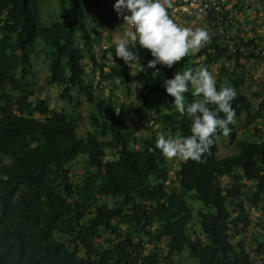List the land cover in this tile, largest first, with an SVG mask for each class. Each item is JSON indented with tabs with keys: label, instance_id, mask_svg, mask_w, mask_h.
Returning <instances> with one entry per match:
<instances>
[{
	"label": "trees",
	"instance_id": "16d2710c",
	"mask_svg": "<svg viewBox=\"0 0 264 264\" xmlns=\"http://www.w3.org/2000/svg\"><path fill=\"white\" fill-rule=\"evenodd\" d=\"M51 1L59 17L46 22L42 6ZM90 4L0 0V264H185L175 259L183 253L195 264H264V231L253 235V248L235 240L251 226V209L261 213L264 230V140L239 138L232 122L230 134L218 131L199 160L181 158L172 182L168 158L149 151L160 133L137 137L126 121L154 113L165 136L191 135V121L174 109L165 80L202 66L211 72L220 62L264 61L258 42L264 39L220 35L172 68L155 69L148 68L149 50L135 49L133 67L112 45L102 57L112 53L113 62L104 64L97 32L88 25ZM206 20L211 25V17ZM230 27L221 23L224 33ZM39 53L49 60L46 86L60 90L67 108L36 97L32 56ZM88 66L100 72L97 85ZM220 72L217 89L236 90L235 117L252 119L243 77L226 67ZM136 81L135 101L98 94L103 82H119L130 94ZM185 98L198 97L189 91ZM82 99L90 128L79 136ZM219 139L235 153L220 157ZM79 160L84 170L73 179L70 168ZM225 177L227 188L220 183ZM193 224L199 234H190Z\"/></svg>",
	"mask_w": 264,
	"mask_h": 264
},
{
	"label": "clouds",
	"instance_id": "9594fccd",
	"mask_svg": "<svg viewBox=\"0 0 264 264\" xmlns=\"http://www.w3.org/2000/svg\"><path fill=\"white\" fill-rule=\"evenodd\" d=\"M113 7L124 20V30L115 41V56L125 64L136 60L135 49L139 46L149 50L153 57L148 68L155 69L157 65L172 68L186 56L198 52L211 39L202 27L179 26L169 17L162 0H117ZM164 87L174 98L172 105L176 112L191 121V135L172 137L160 133L155 147L149 151L159 150L168 159L199 160L218 131L224 136L230 134L236 90L231 86H222L218 90L207 67L177 72L172 79L165 80ZM189 91L198 98L186 103L185 93Z\"/></svg>",
	"mask_w": 264,
	"mask_h": 264
},
{
	"label": "rangeland",
	"instance_id": "374dc122",
	"mask_svg": "<svg viewBox=\"0 0 264 264\" xmlns=\"http://www.w3.org/2000/svg\"><path fill=\"white\" fill-rule=\"evenodd\" d=\"M92 4L87 5V14H88V25L96 30V37L99 39V42L96 46V51L98 53V59L101 63L108 64L113 62V54L109 53L107 55L108 60L102 57V50L108 48L109 46L115 45V41L119 39L121 33L123 32L124 20L122 16L114 11V4L117 0H91ZM263 1V0H262ZM244 3H250L248 7L251 14L262 13L264 14V9H261L262 3L259 0H245ZM260 4V5H259ZM258 9V10H257ZM247 14L248 11H245ZM258 15V14H257ZM42 16L46 22L51 20H57L59 17L58 6L54 1L45 2L42 6ZM256 17V16H255ZM181 27H191L195 28H204L208 31L211 39L217 36L222 35L216 28H213L206 21L204 16H189V17H177L174 19ZM237 24V23H236ZM236 24L234 26H236ZM263 24V23H262ZM233 25V21L231 23ZM239 25H242L240 23ZM245 27V25L243 26ZM230 29V28H229ZM228 34V31H227ZM224 34V37L230 38L229 34ZM238 34H235L237 36ZM210 39V40H211ZM247 39V38H246ZM258 39V38H257ZM264 39V35L262 38ZM261 48L264 49V40L258 41ZM263 42V43H261ZM139 47V46H137ZM48 62L49 60L42 53L32 56V72L35 74L37 81L36 87V97L41 99H47L49 101L50 107L54 108H67L66 103L60 99V90L55 87H48L45 84V79L48 76ZM129 65L134 67V63H129ZM226 67L228 72H235L238 76L243 77L244 83L241 86V92L245 94L252 103V119H246L244 116L236 118L234 116L233 123L235 124L238 137L239 138H249L250 140H264V61H253L251 59H242V61L237 64L231 61L228 63L220 62L211 67V73L217 82L221 76L220 69ZM87 70L90 74L91 79L93 80L94 85H97V82L100 80L99 70H92L91 66L87 67ZM89 77V79H90ZM141 87L140 82L136 81L131 86V92L128 94L125 90V87L122 86L119 82L106 83L103 82L101 89L98 91L100 97L106 100L116 101L120 99L123 102L135 101L139 96V89ZM89 107L87 103L82 99V106L80 113L82 115V120L79 123L78 135L82 136L89 130V122L87 120V113ZM38 116V115H36ZM154 113H146L142 116L129 115L126 118V121L129 123L130 127L136 131L137 137H146L152 133H162L163 127L154 124L153 122ZM249 123H248V122ZM235 153V150L232 146L228 145L226 141L219 139L218 141V154L220 157H225ZM109 157H113L112 154H109ZM181 158H171L168 159L169 162V175L172 182L176 181L175 173L178 169ZM84 170L83 161L79 160L70 168V174L73 179H76ZM220 183L223 187L227 188L230 185L229 178L225 177L220 180ZM245 185H250V182H245ZM109 204H113V201L109 200ZM251 226L245 229L242 234L236 237L235 240L242 239L246 248L255 247L253 241V235L258 231L263 233V228L259 225L261 223V213L257 209H251ZM264 227V226H263ZM193 231L199 234V230L195 224H193L192 229L189 230L190 234L193 235ZM234 240V241H235ZM153 244H148L149 249L153 248ZM183 259L185 264H195L194 261L186 254L183 253L180 256L175 257V259Z\"/></svg>",
	"mask_w": 264,
	"mask_h": 264
},
{
	"label": "built area",
	"instance_id": "2783aa9c",
	"mask_svg": "<svg viewBox=\"0 0 264 264\" xmlns=\"http://www.w3.org/2000/svg\"><path fill=\"white\" fill-rule=\"evenodd\" d=\"M162 2L165 4L169 17L173 20L177 17L204 16L206 18L210 16L212 19L210 26L222 33L220 34L222 37L227 32H223L221 23H224L226 27L232 23L229 0H162Z\"/></svg>",
	"mask_w": 264,
	"mask_h": 264
},
{
	"label": "crops",
	"instance_id": "0c3cea01",
	"mask_svg": "<svg viewBox=\"0 0 264 264\" xmlns=\"http://www.w3.org/2000/svg\"><path fill=\"white\" fill-rule=\"evenodd\" d=\"M244 2L245 0H229V13L232 17L233 25L228 29V34L232 37L238 34L237 37L241 38H262L264 35V14L262 13L259 15L260 13L257 11L255 17L251 14V11H249V9H251L248 7L250 3L246 4ZM259 2L262 3L261 9H264V0H259ZM245 11L249 13L247 14ZM240 23H242V25H239ZM235 24L236 26H234ZM244 25L245 27H243ZM241 61L242 60H240V62Z\"/></svg>",
	"mask_w": 264,
	"mask_h": 264
}]
</instances>
